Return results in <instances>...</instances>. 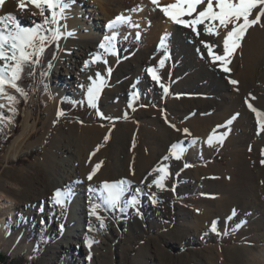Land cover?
I'll list each match as a JSON object with an SVG mask.
<instances>
[{
  "label": "rangeland",
  "instance_id": "1",
  "mask_svg": "<svg viewBox=\"0 0 264 264\" xmlns=\"http://www.w3.org/2000/svg\"><path fill=\"white\" fill-rule=\"evenodd\" d=\"M139 5L137 6L139 7ZM132 10V8H128L127 12L130 13ZM142 11L147 13L146 8ZM48 27L56 26L49 25ZM256 27L261 28L260 26ZM60 30L63 33L62 20L60 21ZM250 30L243 40L242 48L237 50L228 65L230 71H223L219 62V71L222 73L223 79L229 83L233 80L229 78L237 69L241 67L243 70L241 61H244L248 54L246 47L250 48L249 52L255 49L252 39L253 41L257 40V49L260 46L261 50L264 49L262 32L256 38V34H253V37L250 36ZM46 34L51 35L50 32ZM127 35L132 38V35ZM165 35L163 34L160 40L156 39L154 46L168 48ZM138 37L141 38L142 35L140 34ZM66 38L64 35L59 40L58 53L65 45ZM162 40L164 47H161ZM135 54L137 52L132 55ZM175 54V47L170 46L161 54L160 59L165 61L164 65L161 66L159 62L155 65L156 74L163 75L161 80L168 88V93L165 94L163 91L162 97L158 101L146 102L143 100L136 107L129 109V98L124 95L121 99L122 106L119 105L112 110L106 109L105 104L100 102V99L104 97L105 87H103L97 100V109H93L88 106L87 98L85 99L83 96L67 94L63 96L59 91L53 94L51 89L58 88L57 78L54 77L55 65L53 62L55 58L51 63V68L43 72L39 71L36 84L28 95L25 106L22 108L19 102L16 103L15 115L9 110V107L5 108L6 113L3 116L11 118V122L8 119L1 120L0 143L4 144L10 137L12 142L9 146H3L0 154V198L1 194L5 193L10 200H13L15 216L0 211V220L4 217L7 218L5 228H0V254L14 259L17 261L16 264H19V261H23L24 264H244L233 263L231 254L250 245V232L247 224L238 220L239 217L235 223L227 225L224 219L227 214L226 210L231 209V215L235 209L232 207L234 203L227 207L228 204L225 205L221 200H232L235 194L229 192L228 188L220 190L219 186L222 185H219L218 179L227 176L223 182H228L227 184L232 187L245 181L264 188V166L260 163L261 159H264L261 156V150H264V132L257 134L259 125L256 114L248 108V103H251L258 111L264 112V87L259 92L249 90L245 95L247 101L242 107L246 112L252 113L250 118L241 119V115L238 112L237 116L236 111L223 116L225 110L216 104L222 91L214 86L207 91L190 92L188 83L184 82L188 73H185L186 76H184V74L178 75L176 72ZM41 57L42 54L39 56V60ZM128 57L131 56L118 54L117 66ZM112 61L106 63L111 64ZM72 63L76 62L72 61ZM37 65L42 68L41 65ZM103 70H96L95 73L102 75L106 83H109V87L114 83L116 85L117 81L128 80L125 76H116L112 80L111 74L109 75L107 70V73H104ZM148 73L151 74L149 71ZM136 83L138 82L136 81ZM11 90V88L6 89L12 94ZM134 95L135 93H131L130 97ZM137 95L143 96L141 91ZM186 97H193L197 101L185 106L188 109L184 113L179 111L174 104ZM55 100L54 105L52 101ZM64 101H72L74 106L71 111H63L64 115L58 117L59 105ZM33 102L35 105L33 111L38 125L36 131L27 136L22 143L20 155L16 158L14 153H10V148L22 132L27 105ZM238 108L236 107V110ZM116 109L123 110V112L117 114ZM142 109L149 110V115H141L139 112ZM98 111L103 113L105 118L102 119L98 115ZM19 117L22 119L20 126L17 123ZM229 119H233V122L231 125H226ZM248 119L251 120V123L246 129L244 122ZM219 123L226 126L218 128ZM16 125L20 127L18 131H16ZM172 125H175V128ZM124 128L134 129L137 136L133 140L121 141L120 134ZM204 128L212 129L209 136L215 131L218 135L223 133H227V135L222 145L214 141L213 145L209 146L208 139H206L205 143L202 142L199 145L200 148L204 146V154H201L196 152L198 147L195 144L199 143L197 137ZM184 129H188L190 135L185 134ZM168 130L171 133L167 132ZM107 131L110 133V139L99 148L98 152H95V155H91L93 152L90 151L87 153L84 151V154L81 155L82 159L85 158V164L87 166L89 164V168L84 172V178L79 185L85 187L87 184L92 193L100 196L103 214L101 217L106 226L103 230L99 229L100 238H91L98 241L93 244L91 250L87 243H83L82 246L70 247V243L73 241L69 233L70 226L67 225L60 229L58 213L63 210L65 220H67L66 213L72 206V203L69 202L73 201L66 202L65 207L56 205L54 193L57 189L62 191L59 187H51L45 196L40 193L44 192L47 187L54 186L49 177L56 173L60 166L54 160L61 158L66 152L65 140L67 137H79L85 141L87 135L101 137L105 136ZM168 133L169 137L173 133L176 137L179 136V139L168 141L166 147L162 146L161 148L162 143L159 137H165ZM3 135L5 138L2 137ZM244 137L245 141H249L248 147L242 142ZM176 143H181L185 148L179 160L175 159L170 152L171 146ZM80 145L85 150L86 145L83 142ZM117 146H120L121 149H118ZM244 152L253 155L252 159L254 160L251 161L250 169L255 174L258 171L255 181L242 174L243 166L240 163V157ZM100 162H103L102 166L93 177L97 181L93 179L88 181L89 173ZM186 164L191 166L185 167ZM161 167H167L170 173L164 181L165 190H161L153 184V181L161 175L156 169ZM105 169H108L107 172L109 170L112 172L107 174L109 179L102 180L105 177L102 175ZM119 181L126 182L125 193L120 207L113 209L106 202L107 194L103 189V184ZM205 182L209 185L205 186ZM191 184L194 186L196 184L197 187L189 188ZM201 185L204 187L202 188ZM153 197L157 200L155 205ZM133 198L139 202L135 207L130 203ZM68 204L70 205L68 206ZM151 204L154 205V208L151 207ZM27 209H34L32 214L37 213V218L34 219L33 215L26 214ZM237 209L235 211H241L239 208ZM218 210H223V212L216 213ZM250 213L254 214L253 211ZM203 214H208V219L206 224L201 226L204 227V230H199L195 225L198 222V217ZM213 221L217 222L216 232L211 231ZM75 223L77 221H72L71 224ZM65 243H68L66 244L67 248Z\"/></svg>",
  "mask_w": 264,
  "mask_h": 264
},
{
  "label": "bare ground",
  "instance_id": "2",
  "mask_svg": "<svg viewBox=\"0 0 264 264\" xmlns=\"http://www.w3.org/2000/svg\"><path fill=\"white\" fill-rule=\"evenodd\" d=\"M175 2L176 0H160L161 6H168ZM138 4H140L139 7L137 6ZM86 6L88 8H85ZM203 7L204 5L199 6L197 11ZM128 8H132V12H127ZM145 8L147 9V13H143L142 11ZM33 11L37 14L32 15L31 12ZM7 13H14L20 23L25 27H33L35 24L42 23L43 20V18L38 14L39 10L35 9L31 5H29L28 9L25 11L19 10L17 7V0H5L4 5L0 7V16H4ZM45 15H49V13L46 11ZM65 15L67 16V19L62 20V31L67 38L65 45L59 51L55 61L53 62L55 65L54 77L57 78L58 83L57 89H51L53 94L59 91V93L63 96H66V94L79 95L80 97L83 96L86 99L87 89L92 84V80L98 79L96 78L97 76L95 71L104 69L102 72L107 73L106 70L108 71V69H111L112 80H114L116 76H125L128 80L125 82L117 81L116 85L114 83V85L112 84L110 87L109 83H106L104 88V97L100 99V102L105 104L106 109L112 110L119 105L122 106L121 99L124 95L129 98V109L136 107L140 101L143 102V100L146 102H150L151 100L158 101L161 99V93L163 92V89L160 87V83H163L165 86L166 84L161 79L159 83L153 80L152 75L148 73V70L153 69L154 71H157L155 65L158 62L160 63L161 54H163V52H165L170 46H174L176 49L175 59L177 62L176 72L178 75L184 74V76H186L185 73H188L184 82L188 83V89L190 92L195 93L203 90L207 91L210 87L217 86L222 93L216 100V104L225 110L223 116L227 113L236 111L237 114L239 112L241 115V119L251 117L252 113L250 111L246 112L242 107L243 104L245 106L247 101L245 95L249 90H256L259 92L261 88L264 87V49L261 50V46L257 49V40L253 41V39L251 40L250 38V40L254 43L253 46H255V49L249 52L250 48L248 46L246 47L248 54L245 56L244 61L240 60L242 62L240 63L243 64V70L240 67V69H237V71H235L229 78L239 82L237 85H233L229 83V81L227 82L223 79V75H221L222 73L219 71V62L212 61L211 56L208 55V49L203 43H201V41H207L212 44L220 45L219 47L214 48L213 51L215 54H222V40L224 35L223 29L220 30L221 35L217 37H209L204 34L197 36L196 32H193L191 28H185L182 25L174 24L171 20L165 17L162 11L153 5L150 0H74L71 9L67 10ZM120 15L131 17V22L120 24L115 26L113 29H109L107 27L109 22ZM184 19L189 20L191 18L184 17ZM202 28L203 25L198 26V30ZM262 29L263 27L260 29L258 27L251 28L250 36L253 37V34H256L257 38V35L259 36L261 32L264 36V29ZM67 32H73L74 35L68 37L66 36ZM127 34L132 35V38H130ZM140 34L142 35L141 38L138 37ZM163 34H166L164 38L166 42H168V48H157V46H154V42L156 39L160 40V37ZM112 35L116 36V40L111 42L115 47L111 51L106 52L101 49L99 45L104 42L105 36ZM106 47H108V45H106ZM113 52L115 54H112ZM136 52L137 54L132 55ZM121 53L122 55L131 57L126 58L124 62H121L119 66H117V56ZM97 55L100 56L101 59L94 61V57ZM70 60L75 61L76 63L73 64ZM105 61H112V63L107 64ZM86 62L88 64L87 67H85ZM158 75L160 78L163 76L159 73ZM136 81L138 83H136ZM139 91H141L143 96L137 95ZM131 93H135V95L130 97ZM263 93H261V95H263ZM139 97H141V100H139ZM195 100L197 101V99L193 97L182 98L181 101L174 104V106L179 111L185 113V110L188 109L185 106L191 104V102L194 103ZM0 103H4L6 105L5 108L9 107L6 98L0 99ZM53 103L55 105L56 100L52 101V104ZM34 106V102L27 105L22 132L17 136L11 145L10 153H14L16 158L19 157L21 152L20 147L26 140L27 136H30V134H33L36 131L38 122H36L35 112L33 111ZM236 107H239L238 110H236ZM5 108L0 109V113L5 114ZM115 111L117 114L123 112V110L121 111L119 109H116ZM148 112L149 110L142 109L139 113L141 115H149ZM248 120L244 122L246 123V129L251 123V120ZM222 122L224 123V121ZM221 123L219 124L221 125ZM127 124L129 123L127 122ZM211 130L212 129L210 128H204L202 129V132L198 134L200 137H197V142L199 143L195 144L198 147L196 148V152L204 154V146L202 149L199 145L211 136H209V132ZM107 132L106 134L104 133L105 136L109 134V132ZM167 132L171 133L169 130ZM169 133L165 137H159L162 143L161 148L162 146L166 147L168 141L172 142L179 139V136L176 137L173 133L169 137ZM215 134L218 135L216 131ZM120 135V140L124 142L133 140L137 136L134 129L127 130L126 128L123 129ZM105 136L100 137L87 135L85 141H82L84 139L79 137H67L65 140L66 152L63 153L61 158H56V160H54L59 163L60 166L58 170H56V173L49 177V180L52 181L54 186L47 187L44 192L40 193L45 196L51 187H59L62 189V192L65 193L70 192L67 203L69 201L73 202H69L70 204L72 203V206L69 207L68 213H66V219L68 222L65 220V213L63 210H60V213H58V226L60 229L67 225L70 226L69 233L73 239L70 243V247H77L79 245L82 246L83 243H86L87 239L100 238L99 229H104L100 228V221L96 218V216H93L90 213V210L94 205H99L97 213L100 216L103 215L100 196L92 193L87 184L85 187H80L79 185H81V180L84 178V172H86L89 168V164L88 166L85 164V158L82 159L81 155L84 154V151L86 153L89 151L96 152L98 146L101 148L109 141L110 138L107 142H105ZM245 139L246 138L244 137L242 142H244L245 146L248 147L249 141H245ZM82 142L86 145L85 150L81 148L80 144ZM119 147L120 146H117L118 149H121L123 146L121 145V148ZM249 156H251V154L244 152L243 155L241 154V157H238H240V163H242L243 166V176L255 181L258 171L255 174V172H252L250 169L251 161L254 159H252V155L250 161H248V158H250ZM107 170L105 169L102 173V175L105 176L104 179H99H109L107 174H110L112 171L109 170L107 172ZM111 176L110 178L113 177ZM226 177L220 178V180L218 179V181H220L219 185H222L219 186L221 188L220 190L228 188L230 189L228 191L235 194L236 197L234 196L235 198L233 197L232 200L226 201L227 199H224L221 201H224L225 205L228 204L227 207L234 203L232 207L235 209L239 208L243 211H239L241 212L240 214L237 211L233 214L232 211L230 215L231 209H228L226 210L227 214L224 219L227 222V225H229L230 223H235L236 219L239 217L238 220H242L241 223H246L247 228L249 229L248 231L250 232V234L248 233L250 235V245L239 252L232 253L231 261L233 263L241 262L244 264H264V188H260L259 185L251 184L250 182L245 181L237 184L235 187H232L227 184L228 182H223ZM93 180L97 181V179ZM206 183L207 182L204 183L205 186L209 185ZM191 187H197V185L195 184L194 186V184H191L189 188ZM201 187L203 188L204 186L201 185ZM254 191L256 192L254 193ZM12 201L13 200H10L5 193H2L0 198V211L8 212L11 216H15V208ZM70 204H68V206ZM154 205L151 204V207L154 208ZM34 211V209H27L26 214L31 216ZM251 211H253L254 214L250 213ZM221 212H223V210H218L216 213ZM33 216L35 217L34 219H36L37 213ZM207 219L208 214L201 215L198 217L199 223L196 222L195 226L198 227L199 230H204V227L201 226L206 224ZM72 221H77V223L71 224ZM6 224L7 218L4 217L0 220V228H5ZM90 228L92 229L91 231L89 230ZM66 244L68 243H65L67 248ZM83 248L86 249L85 246H83Z\"/></svg>",
  "mask_w": 264,
  "mask_h": 264
},
{
  "label": "snow or ice",
  "instance_id": "3",
  "mask_svg": "<svg viewBox=\"0 0 264 264\" xmlns=\"http://www.w3.org/2000/svg\"><path fill=\"white\" fill-rule=\"evenodd\" d=\"M150 2L162 11L165 17L171 20L176 25H182L185 28H191L193 32H196L197 36L204 34L209 37H217L221 35V29L224 30L222 40V54H215L213 49L220 45L212 44L207 41H201L208 49V55L211 56L213 62H220L223 71L229 72L228 65L231 63L233 56L237 53L238 49L242 48V43L246 37L248 31L256 26L264 27V0H176L175 3L168 6H161L160 0H150ZM5 3V0H0V7ZM74 0H17V7L21 11L28 9L31 5L35 9L39 10V15L43 18L42 23L35 24L33 27L23 26L17 16L14 13H7L4 16H0V99L6 98L8 101L9 110L16 114L15 104L18 103L17 96L10 94L6 91L7 88L15 90L20 97L25 100L28 98V92L18 82L22 80L25 69H32L35 65L40 63L39 56L45 51L46 42L51 43L53 41L59 42V40L65 34L60 30V21L66 20V10H70ZM204 5L199 11V6ZM258 10V11H256ZM49 15H45V12ZM255 11V15H254ZM32 15H36L35 11L31 12ZM184 17L191 19L185 20ZM131 17H125L123 15L117 16L114 20L110 21L107 27L113 29L115 26L124 23H130ZM48 25H55L54 28L47 27ZM203 25V28L198 30V26ZM66 27V26H65ZM51 33L47 35L46 33ZM73 32H67L66 36H73ZM116 40V36H105L104 42L100 43L99 47L106 52L114 49V45L111 43ZM108 45V47H106ZM161 47H164L163 40L161 41ZM112 54H115L114 52ZM100 56L94 57L95 60H100ZM106 62V61H105ZM165 61L162 59L160 65L163 66ZM87 62L85 67H87ZM49 68L52 65L49 63ZM152 79L160 82V76H158L153 69L148 70ZM109 75L111 69H108ZM32 73L29 72V75ZM98 79L92 80V86L87 89V104L93 109H97V100L101 94L103 87L106 85L105 78L99 73L96 74ZM91 79V78H90ZM231 84L237 85V80H231ZM160 87L164 93H168V88L160 83ZM4 103H0V109L5 108ZM248 108L256 114L257 123L259 125L257 134L264 132V112L258 111L251 103H248ZM58 117L63 116L64 112L58 111ZM98 115L101 118H105L103 113L98 111ZM238 116V114H236ZM235 118V117H234ZM233 118V119H234ZM8 119L11 122V118H6L0 113V120ZM233 119H229L226 125H231ZM226 125H220L219 127H225ZM175 128V125H172ZM179 131V129H177ZM230 131V129H229ZM185 134L190 135L188 129H184ZM227 133L216 135L215 132L208 138L207 144L212 146L214 141L223 144ZM110 138V133L105 136V142ZM195 143V141H193ZM96 151H99V146ZM185 148L181 143H176L171 146L170 152L175 159H181ZM251 151V149H249ZM95 155V152L91 153ZM261 156L264 157V150H261ZM167 159V157H165ZM103 162L97 163L94 169L89 173L87 179L91 181L96 175L97 171L101 168ZM264 166V159L260 161ZM191 165H185L190 167ZM161 175L153 181V184L161 189L165 190L166 185L164 183L165 178L170 175L167 167H161L156 169ZM134 174V173H133ZM125 181H119L117 183L103 184V189L106 192V202L113 208L120 207L122 199L125 193ZM174 191V189H173ZM70 196L69 193L62 192L57 189L54 193V202L60 207H65L66 202ZM131 205L135 207L139 202L133 198L130 201ZM153 203H157L155 197H153ZM99 205H94L90 213L100 221V228H104L106 225L104 219L97 213ZM139 214V213H138ZM235 214V209H233ZM92 230L91 228L89 229ZM211 231H217V222L213 221L211 225ZM89 250H91L94 243H98L93 239L86 240Z\"/></svg>",
  "mask_w": 264,
  "mask_h": 264
},
{
  "label": "trees",
  "instance_id": "4",
  "mask_svg": "<svg viewBox=\"0 0 264 264\" xmlns=\"http://www.w3.org/2000/svg\"><path fill=\"white\" fill-rule=\"evenodd\" d=\"M59 50V42H51V43H47L46 42V48L45 51L42 53V57L40 58V63L39 65H41L42 68H39L38 65H35L34 68L32 69H25V73L24 76L22 78L21 81H19L18 83L24 87V89L28 92V95L32 92V89L34 88L36 81H37V76H39V71L43 72L47 69H49L48 65L49 63L51 64L54 59L57 56ZM29 72H31L32 74L29 75ZM12 94L17 96V99L19 100V105L20 107L22 106V108L25 106L27 100H25L23 97H20L18 93H15V90L12 89L10 91ZM74 106V103L72 101H64L61 102L59 105V110L61 111H71L72 108ZM22 122V119L19 117V119L17 120L18 125L20 126ZM18 125H16V131H18V129L20 128ZM3 138H5V136H2ZM12 142L11 137L8 138L6 140V142L4 144L0 143V154H1V150L3 146H9L10 143ZM17 261H15L14 259H10L8 257H6L3 254H0V264L6 263V264H16ZM19 264H24L23 261H19Z\"/></svg>",
  "mask_w": 264,
  "mask_h": 264
}]
</instances>
